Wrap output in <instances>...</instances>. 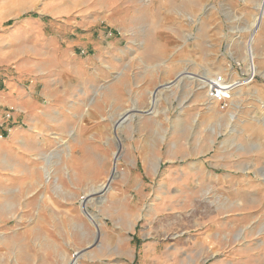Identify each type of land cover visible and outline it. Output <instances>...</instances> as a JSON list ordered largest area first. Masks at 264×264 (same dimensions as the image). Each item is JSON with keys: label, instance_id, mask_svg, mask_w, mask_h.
<instances>
[{"label": "rangeland", "instance_id": "1", "mask_svg": "<svg viewBox=\"0 0 264 264\" xmlns=\"http://www.w3.org/2000/svg\"><path fill=\"white\" fill-rule=\"evenodd\" d=\"M262 2L0 0V264H264Z\"/></svg>", "mask_w": 264, "mask_h": 264}, {"label": "crops", "instance_id": "2", "mask_svg": "<svg viewBox=\"0 0 264 264\" xmlns=\"http://www.w3.org/2000/svg\"><path fill=\"white\" fill-rule=\"evenodd\" d=\"M124 51L121 49V50H117L115 53H123ZM115 58H117V59H122V56L121 55H118L117 57H115ZM232 74H234L235 75V73H234V71H232ZM210 75V76H209ZM197 78V77H199L195 72H192V71H184V72H181L180 74H179V76H178V80L179 81H181V80H183L184 78ZM202 77V76H201ZM209 77H211V73L210 74H207L205 77H203L202 78V80H203V82L205 83L207 80V78H209ZM177 82V81H176ZM175 81L174 82H166L165 84H163V86H161L162 88H165V87H170L173 83L175 84L176 83ZM237 91H239V90H237ZM159 90H156V91H153L152 92V106L148 109V111L147 112H157V104H158V100H159ZM87 97H89V96H87ZM68 100H70V99H73V98H67ZM180 99V98H179ZM184 102V101H183ZM172 107V106H171ZM186 107V105H185V103H183V104H180L179 103V106H178V109H179V111L180 110H183L184 108ZM168 109V108H167ZM142 111H145V110H142ZM178 111V112H179ZM51 112H53L54 114H55V118L53 119V126H56V125H58L59 123H61V121H64L65 119H62L63 117H59V116H57V110H52ZM128 115L129 114H126L124 117H123V119L121 120V122L119 123V124H117V126H116V131H118L119 130V128H120V125H121V123H122V121L124 120V118H127L128 117ZM61 120V121H60ZM66 122L65 123H67V124H69L68 123V121L69 120H65ZM63 123V122H62ZM119 126V127H118ZM55 130H57V129H55ZM34 131H36L35 129H34ZM23 133V132H22ZM28 134H26V132H25V134H21V141H23V142H25L24 140L25 139H28L30 136H27ZM39 141H42L41 139L39 140ZM54 141H56V139H54ZM119 142H120V144H119V148L120 149H122L121 148V141H120V138H119ZM120 158V157H119ZM49 178V177H48ZM162 185H165V189H166V192H167V188H166V183H163ZM161 185V186H162ZM161 186H160V189H161ZM160 189H159V191H160ZM166 192L164 193V195H163V197L166 195ZM158 195H159V192H158V194H157V200H161V199H158ZM153 209H154V206L152 207ZM83 210H84V212L85 213H87V210H86V207H85V209H84V206H83ZM150 211H152L151 210V208H150ZM96 224V226H97V228L99 229L100 228V226H101V222H97V223H95Z\"/></svg>", "mask_w": 264, "mask_h": 264}, {"label": "built area", "instance_id": "3", "mask_svg": "<svg viewBox=\"0 0 264 264\" xmlns=\"http://www.w3.org/2000/svg\"><path fill=\"white\" fill-rule=\"evenodd\" d=\"M253 73V72H251ZM213 83L210 84V97L212 101H219L225 103V101L231 97L234 89H236L239 85L248 82L250 79L243 78L240 81H231L227 80L224 75H219L214 78Z\"/></svg>", "mask_w": 264, "mask_h": 264}, {"label": "bare ground", "instance_id": "4", "mask_svg": "<svg viewBox=\"0 0 264 264\" xmlns=\"http://www.w3.org/2000/svg\"><path fill=\"white\" fill-rule=\"evenodd\" d=\"M260 9H261L262 12H261L260 15L257 16V18H256V20H255V22L253 24L252 34H251L250 40L247 43V45H248V55H247V57H248V59L250 61V69H251V72H253V73L257 71V66H256V64L254 65L255 52H254L253 44H254V41L256 40L255 38H256V36L258 34V31L260 30V28L262 26V21H263V17H264V0H263V2L260 5ZM214 81L215 80L213 78L212 80L208 81V83H210V82L213 83ZM115 167H116V164L114 165V171L116 170ZM108 186H109V184L103 185L102 188H106ZM164 192H165L164 189L161 190L158 198H162ZM152 210H153V208H152ZM76 254L77 255H75V257L71 259V264H77L78 263V258H79L80 252H77Z\"/></svg>", "mask_w": 264, "mask_h": 264}]
</instances>
